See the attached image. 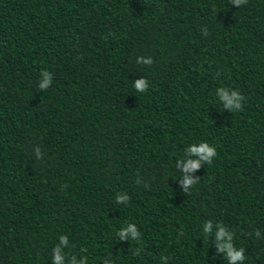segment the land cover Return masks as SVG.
<instances>
[{"label":"trees","instance_id":"1","mask_svg":"<svg viewBox=\"0 0 264 264\" xmlns=\"http://www.w3.org/2000/svg\"><path fill=\"white\" fill-rule=\"evenodd\" d=\"M218 225L264 264V0H0V264H228Z\"/></svg>","mask_w":264,"mask_h":264},{"label":"clouds","instance_id":"2","mask_svg":"<svg viewBox=\"0 0 264 264\" xmlns=\"http://www.w3.org/2000/svg\"><path fill=\"white\" fill-rule=\"evenodd\" d=\"M248 0H232V3L235 5L247 4ZM138 64L144 65H151L153 60L151 57L145 58L143 56L138 57L137 59ZM44 77L43 83L39 85L42 90H46L49 85L52 83L51 79L49 78V72L44 71L41 73ZM148 81L143 78L139 79L135 82L134 88L138 92H145L148 89ZM220 97L224 101V107H228L230 109L235 108L237 110L241 109L240 101L244 99V97L240 94L239 91L233 90L231 95L224 89L220 90ZM37 152L39 150L37 149ZM217 152L214 146H210L207 142H200L198 145L192 144L185 149L184 158L178 160L176 162V167L179 168L181 166V162H183V172L185 173L183 176V185L184 191L188 192L189 189L197 184L198 182L192 179L188 173H191L201 167L203 164H211L213 159L216 157ZM139 183V180H137ZM118 200L127 201L128 197L126 196H118ZM212 222H205L203 226V232L206 236L212 235ZM131 233L133 238H136L140 235L137 227L133 226L132 224H128L126 228L122 231H118L117 235L120 239H125L127 234ZM217 246L220 251L226 253L225 258L228 261V264H243L245 260V249L244 248H237L233 243V234L230 231H227L225 227L218 225V231L214 233ZM257 236H260V232H256ZM59 243L55 245L53 248V264H73V257L71 256L70 259L66 262V253L63 252V248L69 246V239L67 235H60L58 237ZM139 251H136L135 254L139 255ZM80 264H86V258H82L80 260Z\"/></svg>","mask_w":264,"mask_h":264}]
</instances>
